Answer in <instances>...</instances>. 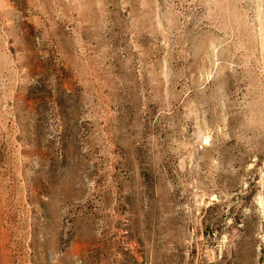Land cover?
<instances>
[{
    "label": "rangeland",
    "instance_id": "rangeland-1",
    "mask_svg": "<svg viewBox=\"0 0 264 264\" xmlns=\"http://www.w3.org/2000/svg\"><path fill=\"white\" fill-rule=\"evenodd\" d=\"M0 264H264V0H0Z\"/></svg>",
    "mask_w": 264,
    "mask_h": 264
}]
</instances>
